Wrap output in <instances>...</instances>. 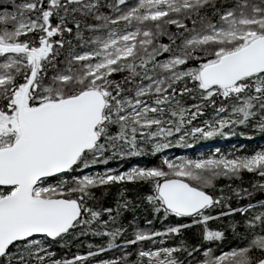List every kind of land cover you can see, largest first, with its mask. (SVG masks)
<instances>
[{
	"label": "trees",
	"instance_id": "16d2710c",
	"mask_svg": "<svg viewBox=\"0 0 264 264\" xmlns=\"http://www.w3.org/2000/svg\"><path fill=\"white\" fill-rule=\"evenodd\" d=\"M138 1L0 0L2 27L8 18L18 16L16 11H21L25 20L37 27L19 39L24 43L36 41L34 46L47 26L57 27L62 34L59 40H63L57 55L71 56V63H81L77 57L96 51L112 28L136 22L131 27L137 32L131 46L132 60L121 63V68L114 65L116 68L104 72L98 82L86 83L72 93L62 87L57 91L62 98H68L87 89L104 90L110 103L100 143L81 160L72 180L68 177L57 183L64 192L76 189L77 180L86 171L93 173L107 165L122 169L119 163L123 164L127 157L131 166L137 163L165 174L167 165L159 155L167 146L182 147L183 152L192 154L204 145L202 156L208 157L213 152L206 144L224 140L227 144L219 147L216 156L231 157L236 152L230 149L228 140H241L242 132L257 129L249 121L259 119V107L264 109V74L243 80L245 89L237 94L224 97L216 89L209 96L210 90L198 81L199 73L221 56L203 48L191 50L194 37L204 29L212 30L209 22L216 23L228 6H236V0H219L193 11L196 6L184 8L172 16L170 24H156L153 33L148 34L142 12L138 11L136 17L124 14V9ZM246 44L241 41L230 52ZM93 56L87 54L91 63L103 57ZM46 78L56 80V75L48 74ZM22 79V75L17 77V84L23 83ZM3 87L0 85V105L7 98ZM148 134H157L162 140L154 147V142L146 138ZM112 149L120 152L118 160H114L117 155L110 152ZM201 171L204 170H197ZM181 179L213 195V204L195 217L171 213L158 196L161 179L150 177L112 182L86 193L74 192L80 218L55 242L40 240L30 248L38 251V257H45L42 261L34 262L28 244H21L1 264H255L264 258V172H219L203 181L185 173ZM105 210H110L107 216L103 214ZM125 223L135 226V237H124L120 227H126ZM155 250L160 251L158 256L147 255ZM114 253L119 257L111 258ZM231 253L234 257H229Z\"/></svg>",
	"mask_w": 264,
	"mask_h": 264
},
{
	"label": "water",
	"instance_id": "95a60500",
	"mask_svg": "<svg viewBox=\"0 0 264 264\" xmlns=\"http://www.w3.org/2000/svg\"><path fill=\"white\" fill-rule=\"evenodd\" d=\"M42 50L0 43L2 55L21 53L30 65L34 63L32 81ZM260 74H264V36L205 66L200 79L205 87L229 90ZM107 96V91L88 89L34 109L22 107L24 137L0 150V187L16 188L0 200V259L15 243L33 238L52 241L73 229L81 214L78 201L36 197L33 191L40 182L66 174L85 152L95 149L100 141L96 129L110 105ZM159 195L167 211L182 217L194 216L212 204L209 195L184 180L162 183ZM257 264H264V260Z\"/></svg>",
	"mask_w": 264,
	"mask_h": 264
},
{
	"label": "rangeland",
	"instance_id": "374dc122",
	"mask_svg": "<svg viewBox=\"0 0 264 264\" xmlns=\"http://www.w3.org/2000/svg\"><path fill=\"white\" fill-rule=\"evenodd\" d=\"M212 1L213 0H139L130 8L124 9V14L125 17H136V13L138 11L142 12L143 27L145 29V33L148 34L153 33L152 29L156 24L158 26L170 24V22L173 20L172 16L174 14L182 13V11L185 10L184 8L189 9L190 7L194 6L192 3L195 2L196 5H199L198 8H202L204 5L211 3ZM258 2L264 5V0H258ZM170 9L173 10L174 13L170 14ZM195 9L196 7H192L191 11ZM16 13L18 16H15L14 14V16H12L10 19L8 18V21L4 22V28L0 25V43L8 46H24L28 50H32L33 47L39 48V44H37V46L32 45L29 47L28 43L20 41L19 38L21 36L32 34V32L36 30L37 26H35V23L27 22L21 11H16ZM226 17L227 20L224 28L222 27L220 30L204 29V32L200 36H195L192 40L193 47L191 50L194 51L203 48L205 52H215V54L220 57L229 53L231 51L230 49L240 46L241 41L246 44L251 38H257L264 35V16L262 15L257 14L248 20L242 19L239 23L236 22L234 16L231 13ZM135 23L136 22L129 24L126 23L122 28H112L109 32V37L106 38L100 45H98V49L96 51L92 50L90 52H85L80 57H77L76 60H79L81 63H68L66 67L67 72H61L56 75V80H50L51 87H41L39 92L40 95L36 94L34 102L41 103L48 100L55 101L56 98H62V93H58L61 91V87L64 89L69 88V92L71 91L72 93L76 91V89L78 90L79 88H82V85H85L86 83L93 84L96 83V81L98 82V78H102L104 72L116 68L114 65L117 64V68H121L123 66V64L121 66V63H125L129 59L132 60L134 58V55H132V51H134V49L132 50L131 46L135 43L137 32L135 31V28L133 29L131 27H134ZM7 25L10 26V28H7ZM45 30L43 34L39 35L40 38L38 40L40 41L41 39L51 37V42L55 45L56 49L59 43L58 37L62 36V34L57 27L51 26L48 32ZM53 34H56L57 37L51 36ZM56 39H58V41ZM60 41L62 42L63 40ZM46 45L47 47L50 46L49 41H46ZM238 49L240 48L235 50ZM18 54L23 55L21 53ZM87 54H93V57L96 59L102 57V55L103 57L97 60L94 59L96 61H92L93 63H91V60H88ZM1 59L0 85L5 86L3 88L5 96H7V98L5 97L6 102H8V100L11 98L10 89L16 86L12 83V79H14L17 75H22V81L25 85L28 83V81H30L32 69L29 68L28 63L23 60L22 56L10 55L3 58L1 57ZM215 60L216 59H214V61ZM166 65L169 66V61H167ZM39 83H43L42 80H39ZM213 93L214 92H210L209 96H211L210 94ZM222 93L225 95L227 94L224 92ZM17 103H19V101ZM216 154V149L212 155L208 157L199 154V156L195 158H190L188 163L185 162L184 159H182L181 162L179 158H175L168 162V166H171L169 171L173 174V178L181 179L184 177L185 173H188L194 174L202 181L207 179L213 173L219 172L234 175L245 169H249L251 171H264V151H260L250 157L237 155L231 157H218ZM189 163H192L193 165ZM167 169H169V167H167ZM197 170L204 171L197 172ZM147 177H158L163 179L167 176H162L155 171H138L135 169L113 176L106 174L96 176V174L86 173L77 180L76 189H72L71 192H64L62 187L57 185L55 187L51 186L44 187L39 190L37 189L34 194L44 198L60 199L62 197L66 198L68 195L72 193L75 194L76 192L86 193L97 183H105L110 180L131 181ZM72 199H75L73 195ZM39 243V240H34L28 243V250H31L33 258L35 257L34 262L42 261L45 258L38 257V251L30 249L32 247H36V245ZM159 253V250H155L149 252L147 255L158 256ZM229 255V257H234V254L232 253ZM34 262L33 264H35Z\"/></svg>",
	"mask_w": 264,
	"mask_h": 264
},
{
	"label": "bare ground",
	"instance_id": "6f19581e",
	"mask_svg": "<svg viewBox=\"0 0 264 264\" xmlns=\"http://www.w3.org/2000/svg\"><path fill=\"white\" fill-rule=\"evenodd\" d=\"M216 1H219V0H213L211 3H208V4L212 5ZM236 2H237L236 6L235 5L228 6L223 12H221L219 14L220 17L218 18L216 23H215V20L213 22L210 21L209 22L210 28L219 29V30L222 29V27L224 28V26L226 24V20H227L226 16L228 14H230V13L234 16V19L236 20L237 23H239L242 19H246V20L251 19L254 16H256L257 14L264 16V5H262L260 2H258V0H236ZM192 4L194 6H196V8H198L195 2L192 3ZM169 13L170 14L174 13V11L170 9ZM206 27H208V26H206ZM50 28H51V25L47 26V29L45 31L48 32V30ZM48 40H49V38H44L43 39V41H44L43 44L37 50H39L40 48L44 50L45 47L43 45ZM35 42H33V43H29L28 42V44L29 45L30 44L33 45ZM48 48L49 47L46 46L45 49L47 50ZM43 50L39 54V60L37 61L38 63H37V67H36V73L39 74L40 80H42V82H43V83H41L39 85V87L37 88V90L35 92L37 95H40L39 92H40L41 87H45V88L51 87V83L46 78V76L48 74H50V77H51L52 75H57V74L63 72L65 70V68L67 67L68 63L71 61L70 60L71 56L68 57V58H63V57H61L62 54L55 55V54L51 53V50L45 51L43 53ZM235 51H237V50H235ZM235 51H232L230 53H233ZM6 56H8V55H6ZM6 56L2 55V52L0 51V60H2L1 57L3 58V57H6ZM11 56H22L24 61L26 60V59H24V57L27 58V56L20 55V54H12ZM38 69H40V70H38ZM33 72H34V68L32 70L31 76H30L29 86L32 85V83H33L32 79H31L32 76H33ZM36 73H35V75H36ZM17 77H19V75H17L16 78L13 79V81H12V83L14 85H16V87L18 85H20V84H17V82H19V81H16ZM198 81H199L200 85L204 89H208V90H210V92H215L216 89H220L222 92L227 93V94H230L232 92L237 94V93L243 91V89H245V85H243L240 88L241 82L237 86H235L234 88L229 89V90L221 89L220 87H217V86H215V87H205L203 85L201 79H200V73H199ZM236 89H239V90L236 91ZM11 90H12V88L10 89V94H11ZM227 94L226 95L223 94V96L226 97V96H228ZM210 95H212V94H210ZM259 109L261 110V114H260L259 119L252 120V121L248 120L249 122H253L254 126H257L256 127L257 129L253 130V132H251V133L242 132L243 133V135H242L243 139H241V140H239L238 138H234V141L233 140L231 141V139L228 140V143L230 145V149L234 150L236 152L237 156H248V157H250V156H252V155H254V154H256V153H258L260 151H264V109H263V107H259ZM105 121H107L106 113L104 115V122ZM146 138H148L149 140L154 142L153 143L154 147L157 146L159 141L162 140L160 138V136L157 135V134L156 135L155 134L154 135L153 134H148L146 136ZM225 144H227V143L224 140H221V141H217V142L215 141V142L207 143L205 147L208 150L211 149L210 150L211 152L212 151L214 152L215 149H216V151H218L219 147L222 146V145H225ZM117 149H119V148H117ZM117 149L110 150L111 153H114V154L117 155L116 159H114V160H118V157L120 156V152ZM203 149H204V145L200 146L196 152L191 154V153H188V152H183V148L182 147L180 149H170V147L167 146L166 149H164V151L162 152V154L159 155V158L163 160V162L167 165V167H169V169L166 170L165 174H163L161 171H158L157 169L139 167L137 163L135 164V166L133 164H132L133 166H131L130 163L127 162L129 160V157L126 158V160H125V162L123 164L119 163V165H123L124 166L122 169L118 168V170H117V167L113 168L110 165H107L104 168H102L101 170L94 171L92 174H96V176H101L103 174H106V175H109V176H113V175H118V174H121V173L123 174V173H126L129 170L135 169V170H138V171H141V170L155 171V172H158L159 174H161L162 176H167V175L172 174L169 171L170 168H171V166H168V162L169 161H172L175 158H179L180 161L182 159H184V161L188 163V160L190 158H195V157L199 156V154H202V150ZM148 155H151V153L148 152ZM104 164L106 165V161L105 160H104ZM189 164H192V163H189ZM245 171H251V170L245 169ZM255 171H258V170H255ZM259 172H264V171H259ZM150 178H155L156 180H160L161 179L160 182L158 181L159 184L157 186V192H158V196H159L160 200L162 201L163 207L165 209L163 200L161 199V197L159 195V190H160L161 184L166 182V181H170V180H174V179H176V180H182V179L173 178L172 175H171V177L167 176V177H164L163 179L162 178H158V177H150ZM112 182H125V181L124 180H122V181L110 180V181H107L105 183H97L96 185L92 186L91 188L98 187V186L105 187L104 185H107L108 183H112ZM188 184L191 187H193L195 189H198V190L204 192L205 194L209 195L212 198V204H213V202H214L213 195H211L210 193H208L207 191H205L203 189H199L197 187L192 186L190 183H188ZM210 206L206 207L200 213H198V214H196L194 216H190V217H195V216L201 214L202 212L207 210ZM109 212H110V210H105L104 213H103L104 216H107L109 214ZM190 217H187V218H190ZM125 226L126 227H120V229H122L124 231V237L125 238H133V237H135V232L137 231L134 228L135 226H133L132 224H129V223H125ZM57 239H59V238H57ZM56 240H52V241L55 242ZM115 249L113 250V252L115 251ZM110 251H112V250L110 249ZM116 257H119L118 254L113 255L111 258H116ZM262 260H264V258ZM262 260H260V261H262ZM260 261H258L257 263H259ZM257 263H255V264H257Z\"/></svg>",
	"mask_w": 264,
	"mask_h": 264
},
{
	"label": "flooded vegetation",
	"instance_id": "af4514ba",
	"mask_svg": "<svg viewBox=\"0 0 264 264\" xmlns=\"http://www.w3.org/2000/svg\"><path fill=\"white\" fill-rule=\"evenodd\" d=\"M51 36L57 37L56 34H53ZM58 38L60 39V36ZM56 40L58 41V39H56ZM48 41H49L50 46L46 50L45 48L47 45H46V43H44L43 46L45 48L43 50V53L45 51L51 50V53H53L55 55L59 54L61 52L60 48L63 46L62 42L59 40V43L55 49V45L51 42L52 41L51 37L49 38ZM43 42H44L43 39H41L40 41L39 40L37 41V44H39V47L41 46V44H43ZM36 49H38V48H36V47L32 48V50H36ZM8 56H10V55H8ZM24 59H26L25 61L28 63L29 68H31L33 70L34 63H32V65H30L28 57L27 58L24 57ZM38 70H40V69H38ZM39 80H40V76H39V74L36 73L32 85L29 86L30 82L28 81V83L25 85L23 83H21L17 87L16 86L12 87L11 94H10L11 98L8 100V102L0 105V150L12 147L14 144L18 143L24 137V131H23L21 124H20V112H21L22 107L25 110L26 109L29 110V109L37 108L40 105H42L43 103L47 102V101H43L41 103L34 102V100L36 98L35 92L40 85ZM59 99H62V98H59ZM59 99H56V100H59ZM18 101H19V103H17ZM48 101H50V100H48ZM104 115H105V113H103V116ZM101 125L102 124H100L96 129V132L98 134L101 133V131H100L102 129ZM3 127H4V129H3ZM89 153H90L89 151L85 152L79 158L77 164L75 166H73L66 174H63L61 176H56L53 178H48V179L40 182L37 185V187L34 189L33 195L36 197H39L38 195L34 194V192L37 189L39 190V189H42L44 187H51V186L55 187V186H57V183L59 181H64L63 179H67L68 177H70L69 179H72L74 174L76 173L75 169L79 166L81 160H83L85 158V156ZM77 171H80V170H77ZM86 173H89V172L86 171L84 174H86ZM84 174H82V176ZM62 190L64 191L63 188H62ZM71 190H72V188H70L68 191L71 192ZM15 191H16V188H13V187H0V200L5 198V197L12 195ZM72 195H73V193L68 195V197H66V198L65 197H62V198L72 200ZM42 198H44V197H42ZM45 199H50V198H45ZM34 240H39V241L45 240L46 241L48 239H46V238H33V239H30V240L25 241V242L13 244L8 249L6 255L0 259V264H1V260L4 257L9 256L10 252L13 251L16 246L21 245V244L27 245L29 242L34 241ZM48 241H50V240H48ZM50 242H53V241H50Z\"/></svg>",
	"mask_w": 264,
	"mask_h": 264
}]
</instances>
